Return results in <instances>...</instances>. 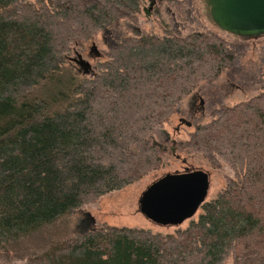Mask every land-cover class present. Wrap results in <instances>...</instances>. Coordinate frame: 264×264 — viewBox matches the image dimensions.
<instances>
[{
	"label": "trees",
	"instance_id": "16d2710c",
	"mask_svg": "<svg viewBox=\"0 0 264 264\" xmlns=\"http://www.w3.org/2000/svg\"><path fill=\"white\" fill-rule=\"evenodd\" d=\"M140 10L141 0H0V264H264V83L175 147L234 174L188 227L72 236L75 209L159 166L168 150L150 137L199 83L235 66L245 41L211 21L186 36L165 26L78 77L73 47Z\"/></svg>",
	"mask_w": 264,
	"mask_h": 264
},
{
	"label": "rangeland",
	"instance_id": "374dc122",
	"mask_svg": "<svg viewBox=\"0 0 264 264\" xmlns=\"http://www.w3.org/2000/svg\"><path fill=\"white\" fill-rule=\"evenodd\" d=\"M165 26L180 36L206 32L209 29L215 30L210 23L205 0H141V10L136 17L109 25L99 31L91 41L73 47L67 64L72 66L78 77H92L94 72L98 73L97 64L109 60L108 53L124 39L135 36H162ZM231 38L234 39L230 36ZM263 40L264 38L254 41L238 40L241 42V54L235 66L216 78L199 83L197 88L183 99L168 121L150 137L152 143L168 147V152L163 156L159 166L146 171L140 179L123 189L85 202L75 209L70 215L72 236L104 225L174 233L176 227L164 228L153 224L139 212L138 206L142 193L167 173L183 172L187 168L206 171L210 174L207 201L217 197L225 188L227 179L234 176L232 170L224 165L220 169H214L203 155L196 151L191 153L186 149L181 151L178 149V154L175 152L173 155L170 150L174 147L180 148L182 143L190 138L196 125L211 121L215 109L246 102L261 93L264 83ZM81 60L90 64V72L86 73L79 65L77 61ZM181 119L191 122L192 125L181 124ZM177 127L178 131L175 130ZM167 134L176 141V145L166 141ZM199 214L200 210L194 219H197ZM190 223L191 220L186 221L179 228L185 229ZM226 264H232V261L229 260Z\"/></svg>",
	"mask_w": 264,
	"mask_h": 264
},
{
	"label": "water",
	"instance_id": "95a60500",
	"mask_svg": "<svg viewBox=\"0 0 264 264\" xmlns=\"http://www.w3.org/2000/svg\"><path fill=\"white\" fill-rule=\"evenodd\" d=\"M205 1L210 21L223 32L245 41L264 37V0ZM77 62L86 73L90 72V64ZM171 151L174 155L175 150ZM209 190L210 174L206 171L187 168L167 173L142 193L139 212L157 226L180 227L194 219L207 201Z\"/></svg>",
	"mask_w": 264,
	"mask_h": 264
},
{
	"label": "flooded vegetation",
	"instance_id": "af4514ba",
	"mask_svg": "<svg viewBox=\"0 0 264 264\" xmlns=\"http://www.w3.org/2000/svg\"><path fill=\"white\" fill-rule=\"evenodd\" d=\"M110 33V32H109ZM189 122V121H188ZM186 123V120H184V119H181V124H185ZM176 131H178L179 130V127H177L176 129H175ZM175 131V132H176ZM166 141L167 142H171L172 144H174V145H176V141L175 140H173V139H171V137L167 134V139H166ZM160 146H162V145H160ZM164 149H168V147L167 146H162ZM174 150H175V152H176V148L174 147L173 148Z\"/></svg>",
	"mask_w": 264,
	"mask_h": 264
}]
</instances>
